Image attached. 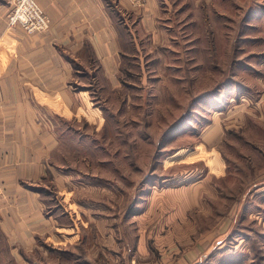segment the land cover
I'll list each match as a JSON object with an SVG mask.
<instances>
[{"label": "rangeland", "instance_id": "obj_1", "mask_svg": "<svg viewBox=\"0 0 264 264\" xmlns=\"http://www.w3.org/2000/svg\"><path fill=\"white\" fill-rule=\"evenodd\" d=\"M257 2L213 0L203 9L202 22L180 16L184 22L172 24L173 40L157 50L144 47L147 87L141 85L135 56L127 77L132 86L125 93L133 94L136 107L124 117L125 107L110 103L120 134L106 138L126 145L114 159L125 161L124 179L110 182L125 194L109 200L110 229L120 248L106 258L100 254L103 244L95 245L100 248L93 249V262L108 264L124 250V264H212L217 252L220 264L235 249L245 251L239 244L250 240L262 264L264 19L246 21L261 11L248 9ZM76 149L73 158L85 163L94 158L86 147ZM104 224L88 231L96 228L102 234L92 236L106 240ZM72 229L75 235L52 246L55 260L91 262L83 248L85 225Z\"/></svg>", "mask_w": 264, "mask_h": 264}, {"label": "crops", "instance_id": "obj_2", "mask_svg": "<svg viewBox=\"0 0 264 264\" xmlns=\"http://www.w3.org/2000/svg\"><path fill=\"white\" fill-rule=\"evenodd\" d=\"M212 1L38 0L50 28L26 34L19 26L8 27L10 6L0 0V264H62L52 246L75 235L69 231L79 224L87 229L83 248L88 264H97L92 252L99 243L103 256L116 253L119 240L110 229L109 200L125 194L110 182L124 179L125 161L114 159L126 152V145L106 139L120 134L109 105L125 107L124 117L132 113L136 103L125 91L132 86L127 77H132L135 56L141 85L147 87L144 47L157 50L173 40L172 24L191 15L202 22L203 9ZM257 1L248 9L261 11L246 21L264 19V0ZM78 146L94 158L87 163L73 158ZM97 167L100 172L94 173ZM99 222L105 223L106 240L92 236L100 230L88 231ZM253 243H240L245 251L235 249L220 264H258ZM43 249L51 250L54 260L48 261ZM117 253L120 257L106 262L126 263L124 250ZM261 258L264 264V254Z\"/></svg>", "mask_w": 264, "mask_h": 264}, {"label": "built area", "instance_id": "obj_3", "mask_svg": "<svg viewBox=\"0 0 264 264\" xmlns=\"http://www.w3.org/2000/svg\"><path fill=\"white\" fill-rule=\"evenodd\" d=\"M143 2L145 0H133ZM10 9L6 15L8 27L19 26L26 34H35L50 28L49 17L41 9L38 0H8ZM0 185V196L2 194Z\"/></svg>", "mask_w": 264, "mask_h": 264}]
</instances>
